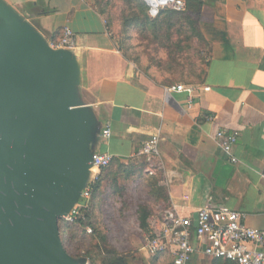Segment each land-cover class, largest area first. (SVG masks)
<instances>
[{
	"label": "crops",
	"instance_id": "obj_1",
	"mask_svg": "<svg viewBox=\"0 0 264 264\" xmlns=\"http://www.w3.org/2000/svg\"><path fill=\"white\" fill-rule=\"evenodd\" d=\"M4 1L49 43L59 40L65 27L74 32L80 94L100 120L96 151L113 162L142 158L153 166L141 151L159 136L160 185L168 200L150 213L149 230H140L139 264H172L169 252L149 258L143 247L145 235L153 234L154 223L159 227L173 207L194 222L204 207L243 212L246 226L264 230V0H200L199 28L207 46L198 55L207 63L201 82L186 76L172 82L153 66L136 74L96 0ZM195 64L201 67V59ZM179 84L210 91L197 92L189 105L185 93L168 91ZM108 129L110 138L104 137ZM219 130L239 133L233 149L237 163L218 145ZM194 243L199 245L195 238ZM189 264L214 261L199 250Z\"/></svg>",
	"mask_w": 264,
	"mask_h": 264
},
{
	"label": "water",
	"instance_id": "obj_2",
	"mask_svg": "<svg viewBox=\"0 0 264 264\" xmlns=\"http://www.w3.org/2000/svg\"><path fill=\"white\" fill-rule=\"evenodd\" d=\"M80 84L75 50L52 48L0 0V264L93 263L71 256L60 232L86 203L100 154Z\"/></svg>",
	"mask_w": 264,
	"mask_h": 264
},
{
	"label": "built area",
	"instance_id": "obj_3",
	"mask_svg": "<svg viewBox=\"0 0 264 264\" xmlns=\"http://www.w3.org/2000/svg\"><path fill=\"white\" fill-rule=\"evenodd\" d=\"M80 1L87 2L89 0ZM167 5L176 11L185 9L184 0H170ZM158 12L159 9L151 11L153 16H156ZM50 46L54 49L76 50L77 43L72 29L65 27L62 30L61 38L50 42ZM168 91L185 93L190 105L197 92L210 91V88L179 84L168 88ZM104 137L110 138L111 130H106ZM216 139L222 151L229 156L230 162L237 163L238 159L233 156V149L239 139V133L219 130ZM141 155L152 162L153 166H149L151 175H155L162 168L158 135L151 137L144 144ZM112 160V157L107 154L100 153L93 156L95 176L92 185L84 192L87 201L82 207L74 209L67 218L63 219L64 221L77 223L81 219H85V212L90 209L92 186L98 179L99 172L108 168ZM262 178L264 179V171ZM245 219L246 214L243 212L204 207L198 210L194 222L190 218L182 216L173 207L165 211L164 221L159 224V227L154 223V233L145 235L143 251L149 258L169 252L173 258L172 264H189L199 250L213 260H226L234 264H264V230L246 226ZM86 230L92 232V228L89 226ZM194 238L199 243L198 247L194 243Z\"/></svg>",
	"mask_w": 264,
	"mask_h": 264
},
{
	"label": "rangeland",
	"instance_id": "obj_4",
	"mask_svg": "<svg viewBox=\"0 0 264 264\" xmlns=\"http://www.w3.org/2000/svg\"><path fill=\"white\" fill-rule=\"evenodd\" d=\"M99 1H104L108 6L107 15L110 14L113 20L112 37L123 58L135 69L136 74H139V68L147 70L151 61L148 52L144 50L145 48H141L142 41L139 38V31L130 26L125 31L123 25V18L130 17L131 10L139 11V8L135 5H133L135 8L131 6L129 0ZM158 9L170 8L167 5ZM151 11L150 7V14L153 17ZM149 51L151 52L153 49ZM143 58L147 64H143ZM153 68H157L161 73L163 72L162 74L165 73L157 66H153ZM104 176L102 189L104 192L106 191L105 201L102 198L98 199L100 206L96 210V225L97 230L105 237V241H102L98 234L96 236L98 239L91 237L94 234L93 228L91 233L86 229L82 232L71 228L68 236L65 235L67 246L70 252L75 255H83L92 249V246L99 244L126 257L128 264H139V260L142 259L139 256L140 236H142L139 209L145 208L150 213H156L159 211L158 206L164 205L165 201L160 198L161 196L157 194L156 190L161 187L160 180L163 179L161 171L150 175L147 162L140 158L128 162L123 170L115 165L109 170V173L105 172ZM81 258L86 257L82 256ZM96 264H101V262Z\"/></svg>",
	"mask_w": 264,
	"mask_h": 264
},
{
	"label": "trees",
	"instance_id": "obj_5",
	"mask_svg": "<svg viewBox=\"0 0 264 264\" xmlns=\"http://www.w3.org/2000/svg\"><path fill=\"white\" fill-rule=\"evenodd\" d=\"M129 4L137 6L139 11L131 10V16L123 18L124 30L126 31L130 26L139 31V38L142 41L141 48H145L144 50L148 52L147 54L151 61L148 68L152 66L159 67L162 71L169 74L168 79L172 82H178L180 78L185 76L189 79V82H201V75H204V67L207 63L204 62L203 57L198 58V55L207 46L200 33L198 19L204 3L200 0H188L185 2V9L183 11L161 9L155 17L151 16L150 6L145 0H129ZM97 6L101 15L104 16L109 29L112 30L113 20L110 14L107 15L108 6H106L104 1L98 2V0ZM150 49H153V51L150 52ZM161 53L164 56L160 57ZM199 59H201V67L195 64ZM115 165H118L123 170L126 164L119 160L114 162L112 160L108 168L101 170L98 179L92 186V204L90 209L85 212V219H81L77 223L60 221V232L64 247L75 258L83 256L93 263L101 262V264H128L126 257L118 255L114 250H108L107 246L102 247L99 244L92 246V249L83 255H75L70 252L65 240V235L68 236L69 229L75 228L83 232L89 226L94 230V234L91 237L96 239L99 237L102 241H105V237L97 230L96 210L100 206L98 199L102 198L104 200L106 192L102 189L105 172L109 173V170ZM156 190L157 194L161 196L160 198L166 202L168 200L166 189L161 186L160 188H156ZM149 216L150 212L148 209H139L140 227L144 231L149 230ZM97 234L98 237H96ZM213 261L214 264H234L226 260Z\"/></svg>",
	"mask_w": 264,
	"mask_h": 264
},
{
	"label": "bare ground",
	"instance_id": "obj_6",
	"mask_svg": "<svg viewBox=\"0 0 264 264\" xmlns=\"http://www.w3.org/2000/svg\"><path fill=\"white\" fill-rule=\"evenodd\" d=\"M149 2L152 4L155 10L158 9L159 7L167 5L168 3H170V0H149Z\"/></svg>",
	"mask_w": 264,
	"mask_h": 264
}]
</instances>
